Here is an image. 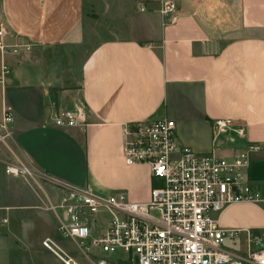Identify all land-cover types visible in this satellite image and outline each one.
<instances>
[{"label": "crops", "instance_id": "0c3cea01", "mask_svg": "<svg viewBox=\"0 0 264 264\" xmlns=\"http://www.w3.org/2000/svg\"><path fill=\"white\" fill-rule=\"evenodd\" d=\"M160 1L89 0L86 13L85 0H0V118L4 109L12 115L0 145V260L20 246L44 250L46 240L73 264L103 257L69 238L81 254L74 257L50 237L60 214L49 208L68 190L149 201L155 178L147 165L124 164L123 125L170 119L180 144L219 158L264 146V16L216 10L217 0H173L175 15L164 16ZM76 107L85 126H54L56 114ZM221 119L243 135H216ZM249 158L243 179L264 194V152ZM20 164L32 176L5 175ZM215 217L221 230L264 239V203L232 204ZM109 220L103 210L89 218L92 234ZM224 247L244 252L243 234Z\"/></svg>", "mask_w": 264, "mask_h": 264}, {"label": "built area", "instance_id": "2783aa9c", "mask_svg": "<svg viewBox=\"0 0 264 264\" xmlns=\"http://www.w3.org/2000/svg\"><path fill=\"white\" fill-rule=\"evenodd\" d=\"M160 14L172 15L173 0H161ZM0 30V51L5 45ZM25 47V46H24ZM16 48V47H14ZM13 48V49H14ZM15 52V50H12ZM1 80V75H0ZM1 82V81H0ZM12 115L4 109L0 118V145L7 144ZM56 128L85 126L82 107L62 111L52 120ZM216 135L231 131L243 135L241 126L229 119L212 124ZM124 164H144L152 178L164 181L161 189H151L144 204L131 203L125 192H111L102 198L88 189L65 191V202L50 206L59 212L57 232L79 244L81 251H98L103 257L95 264H264V239L249 231L221 230L216 214L238 203H264V194L243 179L242 170L250 163L251 152L264 146L251 143L230 158L212 153L199 155L179 143L175 123L170 119L135 122L122 126ZM32 176L25 166L7 167L5 175ZM110 214L102 234H92L89 218L100 211ZM1 219L0 225L5 226ZM244 236V252L227 250L225 242L236 243ZM46 240L43 247L69 264Z\"/></svg>", "mask_w": 264, "mask_h": 264}, {"label": "rangeland", "instance_id": "374dc122", "mask_svg": "<svg viewBox=\"0 0 264 264\" xmlns=\"http://www.w3.org/2000/svg\"><path fill=\"white\" fill-rule=\"evenodd\" d=\"M206 1H210V0H206ZM206 1H202V2H206ZM175 2L178 5V2L176 0ZM88 3L89 0H85L84 5L86 6L85 7L86 13L92 12L91 9L89 11ZM221 7H223L224 12L240 11L243 14V12H247V10H251L256 12L260 18L264 16V0H217V6H214V9L220 10ZM176 10L174 13H176ZM211 12L213 11L211 10ZM5 40L6 37L4 41ZM94 42L95 41H93V43ZM163 186H164V181L162 179L155 178V180L153 181L152 188L161 189L163 188ZM49 230H50L49 232H51L50 237L54 238L58 243H60L61 246L63 245L64 249L70 252L71 255L77 258H81L80 257L81 254L78 251L77 246L74 243H72V241L69 238H65V239L62 238L57 231H54L52 226H49ZM41 245L43 247V242H41ZM52 247L54 248V246ZM43 249L44 250L34 252V251L24 250V248L21 249L20 246V248L18 247V251L16 255L5 256V258L0 260V264H64L53 252H49L44 247ZM55 251L65 260V262L68 261L69 264H73L68 258H64L62 253L58 252V250Z\"/></svg>", "mask_w": 264, "mask_h": 264}]
</instances>
